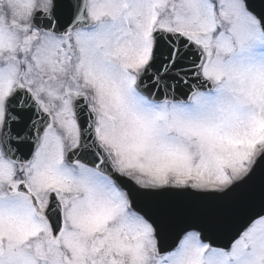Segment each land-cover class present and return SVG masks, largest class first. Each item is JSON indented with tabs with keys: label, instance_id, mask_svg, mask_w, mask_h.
I'll use <instances>...</instances> for the list:
<instances>
[{
	"label": "snow or ice",
	"instance_id": "obj_1",
	"mask_svg": "<svg viewBox=\"0 0 264 264\" xmlns=\"http://www.w3.org/2000/svg\"><path fill=\"white\" fill-rule=\"evenodd\" d=\"M0 264H264V0H0Z\"/></svg>",
	"mask_w": 264,
	"mask_h": 264
}]
</instances>
